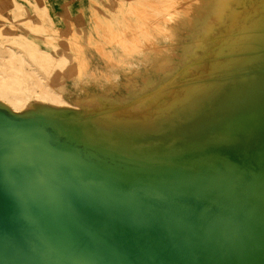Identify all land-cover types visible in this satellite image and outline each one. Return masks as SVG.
Masks as SVG:
<instances>
[{
    "label": "bare ground",
    "instance_id": "6f19581e",
    "mask_svg": "<svg viewBox=\"0 0 264 264\" xmlns=\"http://www.w3.org/2000/svg\"><path fill=\"white\" fill-rule=\"evenodd\" d=\"M254 28L261 35L243 44H251L255 53L264 48V14ZM27 55L26 48L0 47V105L15 114L39 108L38 102L44 98L50 101L51 109L74 105L62 95L64 74L54 75L52 86L31 67ZM262 56L256 69L259 73L239 76L236 85L202 106L208 117L217 118L209 123L219 126L224 134L237 133L241 143L249 136L250 148L234 146L207 154L217 162H206V172L226 178L223 184L230 187L227 195L241 208L237 211L218 204V211H213L216 204L206 188L192 178L172 177L175 173L156 167L168 154L154 150H165L171 138L176 141L174 148H186L182 130L162 127L172 124V118L159 120V128L120 131L114 145L108 146L97 145L94 129L73 127L76 135L71 138L79 136L78 141L106 151V157L96 159L90 152L82 155L80 150L52 145L43 125L1 111L0 158L2 167L9 166L13 173L6 178L0 170V188L5 196L23 203L24 220L0 226L9 237L7 242L18 244L16 249L26 256L17 264H264V217L258 212L264 208ZM81 73L70 71L72 75ZM30 93L36 97H29ZM90 100L88 104H92ZM106 108L100 103L95 107L99 112ZM214 114L218 117L211 116ZM135 132L157 144L152 153L139 155L152 162L150 166L120 167L109 161L110 152L132 157L128 150ZM241 150L246 152L241 154ZM12 160L17 164L12 166ZM253 163L258 171L250 166ZM237 176L243 183L235 182L240 180ZM78 225L89 235L86 239H77ZM59 240L66 243L65 248L58 246ZM92 240L100 245H93Z\"/></svg>",
    "mask_w": 264,
    "mask_h": 264
},
{
    "label": "rangeland",
    "instance_id": "374dc122",
    "mask_svg": "<svg viewBox=\"0 0 264 264\" xmlns=\"http://www.w3.org/2000/svg\"><path fill=\"white\" fill-rule=\"evenodd\" d=\"M262 14L264 0H0V47L26 48L31 67L52 86L53 76L64 74L62 95L74 104L51 109L44 98L39 108L15 114L0 105V112L52 129V145L77 150L82 141L70 137L76 135L73 127L94 129L97 145L108 146L120 131L155 129L159 120L172 118L162 127L182 130L186 148H174L171 138L165 150H154L168 154L156 167L175 173L172 177L192 178L219 208L241 210L227 195L226 178L209 175L206 162H217L207 154L223 148H250L249 136L241 143L237 133L224 134L209 123L217 118L208 117L202 106L236 85L239 76L259 73L264 48L254 53L243 41L261 35L254 24ZM99 103L107 107L103 112L95 109ZM132 143L128 152L150 166L139 155L152 153L157 144L138 132ZM99 151L94 158L106 157ZM254 163L250 166L258 171ZM258 212L263 218L264 208Z\"/></svg>",
    "mask_w": 264,
    "mask_h": 264
},
{
    "label": "water",
    "instance_id": "95a60500",
    "mask_svg": "<svg viewBox=\"0 0 264 264\" xmlns=\"http://www.w3.org/2000/svg\"><path fill=\"white\" fill-rule=\"evenodd\" d=\"M69 115H75L74 111H68ZM54 132L52 129L47 130V133L50 137H52L51 133ZM80 152L82 155H84L86 152L92 153L91 156L94 157V155L99 154L98 147L94 145H89L84 142L78 143ZM94 154V155H93ZM100 156H102V153H100ZM108 158H110L112 163H115L121 167H139L141 166L137 161V159H134L131 156H125L122 154H119L117 152H110L108 153ZM83 161L84 157H82ZM118 160L119 162L115 161ZM4 162L0 158V170L5 171L6 178L11 176L13 173V169L11 170L9 166L2 167V164ZM17 164V160H12L11 165L14 166ZM23 203L20 202L19 198L13 199L8 196H5L0 188V225L11 222H18L19 220H24L22 217L23 212ZM213 211H218L217 205L214 207ZM78 232H75V235L77 234V239H86L87 236H89L82 225H78L77 227ZM183 237H181L176 243L175 246L177 247L180 241ZM9 237L6 235L5 230L0 226V244L2 247L0 248V264H17V260L20 258L26 259V256L23 255V253L19 252L16 248L18 244H9L8 241ZM5 241V242H4ZM5 243V244H3ZM65 242L62 240H59L58 246L60 248H65ZM87 243L85 242V245ZM93 245H100V243L97 240H92ZM167 258V257H166ZM154 260V258L152 259ZM172 261V260H171Z\"/></svg>",
    "mask_w": 264,
    "mask_h": 264
}]
</instances>
